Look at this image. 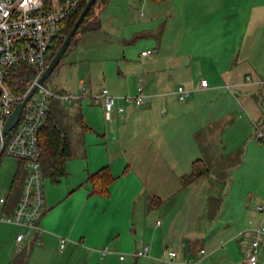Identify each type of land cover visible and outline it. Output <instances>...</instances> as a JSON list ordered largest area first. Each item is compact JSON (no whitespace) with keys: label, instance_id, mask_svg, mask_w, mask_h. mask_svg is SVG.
I'll return each instance as SVG.
<instances>
[{"label":"crops","instance_id":"obj_1","mask_svg":"<svg viewBox=\"0 0 264 264\" xmlns=\"http://www.w3.org/2000/svg\"><path fill=\"white\" fill-rule=\"evenodd\" d=\"M114 2L128 11V18L139 19L133 28L123 25L117 65L109 68L100 61L105 71L89 69L103 77V84L93 76L86 84L92 93L108 88L125 105V113H108L101 102L87 97L52 103L49 116L65 129L71 144L67 176L46 178V210L38 221L42 232L18 245L20 227L0 221V264H126L127 259L129 264H186L192 259L196 264H244L252 235L240 233L264 225L259 208L264 206V159L258 158L263 161L257 168L252 163L248 174L257 183L248 177L243 180L248 183L236 181L238 176L225 181L215 167L223 158L222 147H228L224 137L244 139L234 151L242 144L247 149L234 172L250 165L249 151L264 153V143L255 137L256 124L264 129V0ZM112 3L104 0L97 8L94 18L100 28L81 33L74 44L95 42L101 34L113 41L102 21ZM139 37L143 42L134 45ZM112 48L115 44L105 49ZM149 49L156 53L143 56ZM248 75L252 82L246 81ZM202 79L209 81L208 87H201ZM140 86L145 101L137 106L126 96L136 95ZM180 86L190 90L184 101L176 93ZM245 114L253 116V127ZM20 165L18 160L0 198H8ZM104 167L115 179L108 193L100 194L90 176ZM200 169L208 171L184 185L183 177ZM239 182L244 189L234 201V219L226 224L221 218L228 206H223L221 188L229 185L232 197ZM198 189L203 194L195 197ZM177 194L204 203L202 228L192 233L191 241L178 244L174 239L163 246L169 240L168 232H159L164 210ZM15 206L0 204V216ZM62 237L68 239L64 247ZM200 240L208 244H196ZM145 245L149 252L138 254ZM105 248L110 252L103 254ZM170 251L177 256L171 259ZM258 264H264V236Z\"/></svg>","mask_w":264,"mask_h":264},{"label":"built area","instance_id":"obj_2","mask_svg":"<svg viewBox=\"0 0 264 264\" xmlns=\"http://www.w3.org/2000/svg\"><path fill=\"white\" fill-rule=\"evenodd\" d=\"M82 0H0V158L13 157L22 162L25 177L22 192L18 202L10 214L0 216V221L20 227L16 235L18 245L31 237L35 232H42L43 228L38 221L46 210V177L41 162L40 130L46 120L47 113L55 99L67 103L79 97H91L96 102H101L104 109L111 113L117 111L124 114L126 107L121 104L118 97L104 87L98 93H92L86 81L80 83L82 94L72 95L67 91H53L45 84L39 89L26 104L18 124L2 136L6 122L12 114L15 105L21 102L37 80L47 68V54L53 46L54 40L60 35L62 25L77 9ZM156 53V49L142 52L143 56ZM26 63L37 70L38 74L25 93L14 94L6 82L9 67ZM246 81L252 82L251 76ZM264 82V81H263ZM201 87H208L209 81L202 79ZM178 98L186 100L190 90L180 86L176 91ZM126 100L140 106L144 104L145 94L143 87L138 88L136 95L126 96ZM256 140L264 143V129L256 124ZM6 198H0L4 205ZM264 213V206H259ZM249 230V232H247ZM242 231L243 234L252 235L251 241L245 249L244 264H258L260 247L264 236V225L254 229ZM67 238H61V247H64ZM149 245H145L138 254H147ZM105 248L102 253H109ZM137 254V253H136ZM205 251H201L204 255ZM171 259L177 256L176 251H170ZM186 264H196L189 260Z\"/></svg>","mask_w":264,"mask_h":264},{"label":"rangeland","instance_id":"obj_3","mask_svg":"<svg viewBox=\"0 0 264 264\" xmlns=\"http://www.w3.org/2000/svg\"><path fill=\"white\" fill-rule=\"evenodd\" d=\"M111 4L112 6L107 8L102 13V21H104L105 25L104 28L108 29L111 34L113 41L109 42L106 41L103 34L99 35L95 42H89L88 40H84L81 42H78L77 44L74 42L70 45L67 53L63 56L62 60L60 61L59 65L56 67L52 75L45 81V85L49 87L51 90L59 92L62 90H66L72 95L79 96L82 94L81 90L79 89V85L81 80H85L88 82L90 76H93L94 80L98 84H103L101 76V80L98 77H95L92 73H89V69L92 67L93 69H102L105 71L104 63L102 62H108V67L110 66L115 67L122 57L120 56V45H118L117 38L119 37L123 25L129 28H133L132 24L135 23L139 19V17L134 18H128V11L121 9L119 5L114 2ZM131 15V13H130ZM116 17L119 20H116ZM142 37L135 38L138 39L136 42H134V45L140 44L143 42V40H139ZM110 44H115L116 49L112 48L109 50V52L106 51V47ZM127 49H131L135 51V48H132L131 45H128ZM134 59L139 60L137 58L138 54L135 53ZM98 62L94 67L92 63ZM108 69V68H107ZM264 72V71H263ZM264 76V74L262 75ZM105 87V86H102ZM255 94L259 93L254 92ZM259 95V94H258ZM85 99L92 100L91 97H87ZM241 102V98L239 99ZM59 101L57 99L54 100ZM53 101V102H54ZM239 101V104H240ZM63 103V102H61ZM243 103V102H242ZM245 119L252 122L250 124L255 125V122L252 120V115H244ZM233 123H231L232 125ZM240 129H243L241 127ZM232 133V128L230 127L226 134L229 136V134ZM255 133V129H254ZM225 134V135H226ZM127 138V137H126ZM130 138V137H128ZM128 140V139H126ZM134 140L135 139H129ZM243 141L244 139H240V137H236V135H232L229 137H224L223 141L225 145H228L227 148L222 147V151L224 152L223 158L218 161H216L217 165L215 167V172H218L220 176H222V179L225 181H229L230 179H234V177H237L239 179H236V181H242L244 183H248L249 181H243L244 179L247 180L248 174L251 172L252 163H254V166L260 163L263 160H259L258 158L264 159V153L257 151L256 154L252 153V151H249L250 154V162L249 166L242 170V168L238 172H234V169L239 162H241V159L243 157V154L245 151H247L245 145L242 144V146H239L240 148H237L236 151L235 148H232L235 146L238 142ZM264 151V150H263ZM235 152V153H232ZM232 153V154H231ZM254 156V158H253ZM262 156V157H260ZM18 167V160L10 157V156H3L0 161V195L5 192L6 188L4 183L8 180L9 177H11L12 173L17 170ZM223 170V171H222ZM237 174V175H236ZM228 177V178H227ZM248 180L251 182H256L257 179H252L248 177ZM257 183V182H256ZM255 183V185H256ZM238 185L233 186L232 189V197L229 196L230 192V186H221L222 190V202L223 206H228L227 209L224 212V216L221 218L224 223L229 224L231 220L234 218V201L236 200V197L239 195H242V189H244V185H242L240 182L237 183ZM3 185V187H2ZM200 194H203L202 189H198V191L195 193V197H199ZM166 205V204H165ZM174 207L175 209L172 211L170 210V207ZM198 206L199 208H197ZM204 206V203L201 201H196L195 198L192 199V196L186 197V194H177L174 202H167V206L164 210V216L166 215V219H164L163 216V225L160 227L159 232L169 233V240L166 241L163 246H166L167 243L171 240L173 243V240L175 239V243L181 244L183 241L188 242V240H192V233L198 232L200 228H202L201 224V207ZM163 211V210H162ZM168 214V215H167ZM164 229V230H163ZM210 235V234H209ZM208 235V236H209ZM162 238V235L160 236ZM184 239V240H183ZM200 243L202 246L205 242L200 240L196 244ZM206 244V243H205ZM208 244V243H207ZM206 244V245H207ZM127 257V256H126ZM129 260L127 259L124 261L126 264H129ZM194 260V259H192ZM133 263V261H132ZM226 264V262L224 263Z\"/></svg>","mask_w":264,"mask_h":264},{"label":"trees","instance_id":"obj_4","mask_svg":"<svg viewBox=\"0 0 264 264\" xmlns=\"http://www.w3.org/2000/svg\"><path fill=\"white\" fill-rule=\"evenodd\" d=\"M87 1L88 0H82L72 15L63 22L60 35L54 40L53 46L47 54V66L74 26L75 21L84 9ZM152 1L161 2L165 0ZM102 3H104V0H97V2L92 6L76 31L74 37L72 38V42L81 33H85L88 30L95 31L100 28L99 22L96 21V18L94 17L96 16L97 8L100 7ZM37 74V70H35L33 67L26 63H19L9 67L6 82L14 94L25 93L36 78ZM63 91L64 90H62V92ZM49 111L39 133L40 147L42 152L41 162L45 177H50L52 180L58 181L59 179L67 176V161L72 157V151L67 132L59 125L53 116H49ZM1 159L2 157L0 158V161ZM20 164V168L18 169L12 181L11 190L8 198H6L5 204L8 202H13L16 205L21 195L25 170L22 162H20ZM207 171V169H200L199 171H195L188 176H184V185L191 184ZM90 179H92L96 185V192L100 194H107L108 186L114 181L115 178L111 174L109 167H104L97 173L92 174Z\"/></svg>","mask_w":264,"mask_h":264},{"label":"water","instance_id":"obj_5","mask_svg":"<svg viewBox=\"0 0 264 264\" xmlns=\"http://www.w3.org/2000/svg\"><path fill=\"white\" fill-rule=\"evenodd\" d=\"M96 2H97V0H88L87 1L84 9L80 13L77 20L75 21L74 26L72 27V29L70 30V32L68 33L66 38L64 39L61 47L58 49V51L54 55V57L52 58V60L48 64L47 68L45 69V71L43 72L41 77L37 80V82L31 88V90L28 92L26 97L21 102H18L15 105V108H14L12 114L10 115V117L8 118V120L6 122L5 128L2 131V136L6 135L8 132H10L18 124L20 117H21V114H22L26 104L31 99V97L36 93V91L39 89V86L45 83V81L52 75V73L54 72L56 67L59 65L63 56L67 52V49L70 46V44L72 42V38L74 37L76 31L78 30L79 26L81 25V23L85 19L86 15L88 14L90 9L92 8V6ZM0 138H1V135H0Z\"/></svg>","mask_w":264,"mask_h":264}]
</instances>
